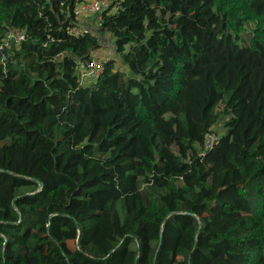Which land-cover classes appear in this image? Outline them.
Returning a JSON list of instances; mask_svg holds the SVG:
<instances>
[{
    "label": "trees",
    "instance_id": "obj_1",
    "mask_svg": "<svg viewBox=\"0 0 264 264\" xmlns=\"http://www.w3.org/2000/svg\"><path fill=\"white\" fill-rule=\"evenodd\" d=\"M81 1L0 0V264H264V0Z\"/></svg>",
    "mask_w": 264,
    "mask_h": 264
},
{
    "label": "built area",
    "instance_id": "obj_2",
    "mask_svg": "<svg viewBox=\"0 0 264 264\" xmlns=\"http://www.w3.org/2000/svg\"><path fill=\"white\" fill-rule=\"evenodd\" d=\"M104 6H106L105 0H91L90 3H85L82 0L76 6L75 12L79 16L80 13H82V11L84 10L97 11L98 9ZM84 28H85L84 26L73 27L71 28V31H74V33H81ZM22 38H23V34L19 29H13L7 36V40L10 39V40H14L15 42L21 40ZM93 56L88 61V63H80L77 65V70L80 74L81 79H86V80L95 79L97 75L99 74V72L101 71L102 66H103L102 59L98 56H95V57ZM214 139H215V134L208 132L205 135V146L211 147L214 142Z\"/></svg>",
    "mask_w": 264,
    "mask_h": 264
},
{
    "label": "rangeland",
    "instance_id": "obj_3",
    "mask_svg": "<svg viewBox=\"0 0 264 264\" xmlns=\"http://www.w3.org/2000/svg\"><path fill=\"white\" fill-rule=\"evenodd\" d=\"M83 1L85 3L91 2V0H83ZM96 14L97 13L95 10H84V11H82V13H80L79 17L81 19H84V23H82L81 25L85 27V24H90L91 28H93V29H90L89 27H85L86 29H90V30H94L95 28H97L99 23H98V19H97ZM102 42L104 43L103 47H101L99 49L98 53L95 52V55L93 57L98 56L102 59L103 56L111 54V46L110 45L113 44L112 43L113 38L109 34V32H105L104 34H102ZM82 81L88 82V80H86V79H82ZM213 129L220 132V123L219 122L216 123L214 125Z\"/></svg>",
    "mask_w": 264,
    "mask_h": 264
},
{
    "label": "crops",
    "instance_id": "obj_4",
    "mask_svg": "<svg viewBox=\"0 0 264 264\" xmlns=\"http://www.w3.org/2000/svg\"><path fill=\"white\" fill-rule=\"evenodd\" d=\"M79 20H80V23L82 24V23H84V19H81L80 17H79ZM85 27H89L90 29H93V28H91V25L90 24H85ZM96 53H98L99 52V49L97 50V51H95Z\"/></svg>",
    "mask_w": 264,
    "mask_h": 264
},
{
    "label": "water",
    "instance_id": "obj_5",
    "mask_svg": "<svg viewBox=\"0 0 264 264\" xmlns=\"http://www.w3.org/2000/svg\"><path fill=\"white\" fill-rule=\"evenodd\" d=\"M39 185H41V183L39 182Z\"/></svg>",
    "mask_w": 264,
    "mask_h": 264
}]
</instances>
